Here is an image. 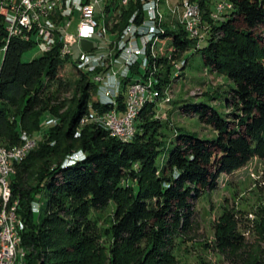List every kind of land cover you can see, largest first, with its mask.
<instances>
[{"label":"trees","instance_id":"obj_1","mask_svg":"<svg viewBox=\"0 0 264 264\" xmlns=\"http://www.w3.org/2000/svg\"><path fill=\"white\" fill-rule=\"evenodd\" d=\"M160 1L156 29L146 47L143 67L148 65L147 74L140 70L145 78L154 64L155 58L151 61L149 57L157 42L170 39L174 51H186L197 43L182 26L174 30L167 28V21L161 23ZM199 1L204 20L213 21L211 8L205 9L207 0ZM228 1L232 9L215 21L207 42L198 48L207 68L235 84L225 99L226 116L205 103L182 107L185 114L198 116L214 129L216 135L212 138L179 129L166 145L160 132L164 123L150 117L155 102L148 100L138 115L131 140L110 137L105 129L96 126L86 129L77 139L75 133L84 114L92 109L124 110L125 93H119L116 105L92 97L98 84L82 72L76 61L75 89L82 97L72 114L64 110L66 102L61 93L73 90L75 83L59 75L71 56L61 57L55 48L24 62L22 55L32 44L20 38L9 41L0 63V147L11 150L23 145L24 134L40 129L43 110L59 117V122L51 125L47 139L36 143L23 160L15 162L8 204L0 196V217L17 203L16 216L22 222L19 247L24 253L18 262L176 264L175 238L192 229L195 201L215 190L223 174L242 169L254 158H264V0ZM104 10L108 26L115 15V0L107 1ZM136 10L141 12V0L119 7L117 27L134 22ZM5 36L0 16V50ZM140 64L131 65L132 72L138 73ZM170 69L166 65L160 71L164 77L157 75L152 84L156 95L162 96ZM127 80L133 81L130 75ZM51 83L57 85L55 92L49 89ZM78 148L85 155L66 163L65 159ZM36 194L43 195L38 212L34 209ZM110 202L115 204L113 221L101 228L92 217L93 210L103 209ZM259 214L263 219L256 226L260 239L256 245L239 231L232 213H225L217 223L215 246L234 264H264V207ZM108 239L111 244L107 247Z\"/></svg>","mask_w":264,"mask_h":264},{"label":"rangeland","instance_id":"obj_2","mask_svg":"<svg viewBox=\"0 0 264 264\" xmlns=\"http://www.w3.org/2000/svg\"><path fill=\"white\" fill-rule=\"evenodd\" d=\"M192 1L199 5V7H197L196 19L200 20L201 18L202 21L201 28L197 26V38L194 39L195 41L199 39V42L186 51H174V46L171 45L170 39L157 42L154 48L151 49L153 53H151V57H149L151 61L152 58H155L153 61L154 64L149 66L150 71L147 80H141V84L144 88L151 89L152 84L156 81L157 75L164 77L165 74L160 73V71L165 70L166 65L171 68L169 81L163 88L162 96L156 95L150 89L149 91H145V98L147 97L146 99L155 102L154 113H150V117L162 120L164 123L160 132L162 133V139L166 141V145L171 142L179 129L188 130L203 138L214 137L216 132L211 126L202 123L196 115L185 114L182 107L186 104L205 103L214 106L223 116H226L228 108L225 99L235 86L225 75L207 68L203 63L202 55L198 49L201 44L207 42V37H209L211 27L215 21L232 9V7H226L224 9L221 7L222 4L230 2L228 0H207L205 9L211 8L210 16L213 20L210 22L205 21L203 18V9L200 1ZM160 2L162 11L160 16V18H162L161 23L163 24L167 21L168 29H178L179 25L184 28L180 17L184 13L181 0H170L169 5L167 0H161ZM152 12L153 11H150V14ZM216 12H219L218 16L213 15ZM120 16H117V24ZM110 24L108 23V26H110ZM129 24L119 28V33L116 34L117 45L113 43L110 47H107V57L109 60H115L117 59L116 57L120 55V43L126 40V38L124 39V35L126 34V26ZM160 29H162V26ZM99 46L105 47L104 44H100ZM90 47L91 49L99 48L93 43L85 42L81 45L80 49L89 51ZM78 49L79 46L76 45L74 47L76 54L72 56L70 60L67 59L65 66L60 71L59 75L63 80L74 83L78 81L77 67L75 66ZM3 55V50H0V63L3 59ZM41 55L42 53L39 48L33 46L23 53L22 60L28 62ZM163 61H167L168 63H163ZM122 66V64L116 63L108 64L106 67L112 71V68L121 69ZM147 66L148 65H146V67ZM146 67L140 66L141 72H145ZM82 72L88 74L91 78L92 75L95 74V71L85 72L82 70ZM129 75L132 77L133 81L127 80V77L123 78L119 75L118 87L120 88H118L119 90L116 93H125L126 99L130 89H134L132 84H136V82L139 83V78H141L140 74L132 72V70L131 73L129 72ZM92 80L95 81L94 79ZM95 83L98 84L96 92L94 93V91H92L91 95L92 97H99L101 101L100 87L102 84L100 80L98 82L95 81ZM75 86L76 83L73 90L61 93V99L66 102L64 110L71 111L72 114L75 112L77 100L82 97L81 93L75 89ZM49 89L55 92L57 90L56 83H51ZM139 92L143 93L141 90ZM110 98L113 99V97ZM92 105V102H90L89 107H92ZM143 107L140 108V112ZM93 113L96 115H103L105 112L93 110ZM69 121L70 119H68L66 123ZM56 122H59L58 116H54L49 110H43L41 112L40 129L31 134H24L25 140L33 142L32 149L36 147V143L42 139H47L51 125ZM93 126L105 129L110 137H116L111 134L101 121L98 119H91L89 113H86L80 118L75 138H80L86 129ZM85 153L86 152L82 150V148H78L72 152L70 156L78 155V157L82 158ZM70 156L65 159L66 163ZM129 182L130 181L126 183ZM36 199L34 209L38 212L43 200V195L36 194ZM263 207L264 158H254L242 169L232 174H223L220 178L219 186L215 190L207 191L195 201L196 216L192 229L185 234L179 233L175 238L174 250L177 258L176 264H234L230 258L222 254L215 246L214 237L217 223L225 213L230 212L238 220L239 231L245 235L247 240L252 244H259L260 239L256 226L262 223L263 216L259 213ZM114 214L115 204L110 202V204L103 209L93 210L92 217L98 221V225L101 228H105L113 221ZM105 242L107 247L110 246L111 242L109 239ZM21 254L24 255V253L19 250V255L15 264H22L18 262V259L20 257L22 258Z\"/></svg>","mask_w":264,"mask_h":264},{"label":"built area","instance_id":"obj_3","mask_svg":"<svg viewBox=\"0 0 264 264\" xmlns=\"http://www.w3.org/2000/svg\"><path fill=\"white\" fill-rule=\"evenodd\" d=\"M168 1V5L170 0ZM132 0H115V15L111 17L110 26H103L101 20V11L104 8L105 0H0V16L5 25V45L13 38H20L26 42L37 46L42 54L52 52L55 48L59 51H66L71 56L76 54L74 47L79 46L76 60L85 64L87 72L95 71L91 79H100L103 88V99L106 97H119V94H112V87L118 85L119 75L127 74L129 60L132 57H140V48L145 37L152 31H155L152 17H149V4L151 0H141L142 12L136 10V18L133 25L126 28V43L124 51H120L116 60H109L107 57V47L113 43L117 45L116 34L119 33V24H117V15L119 7L129 6ZM184 7V13L181 17L183 26L190 38H197V26L201 25V20L196 19L197 7L199 5L192 0H181ZM221 6V5H220ZM221 7H232L231 3L222 4ZM56 9H64V26H56ZM222 9V10H223ZM218 16L219 12L213 14ZM212 15V16H213ZM58 33H65V42L63 47H56ZM85 42L93 43L99 48L90 50L80 49ZM199 42V39H197ZM100 44L104 46L100 47ZM122 64V68H112V71L106 67L108 64ZM143 63L141 58V64ZM140 64V65H141ZM140 65L137 66L138 74L141 75ZM140 72V73H139ZM147 74V72H143ZM141 80L147 78L141 75L139 83L134 84L133 96H127L125 109L118 107L103 115H96L93 109L89 113L91 119H98L105 127L113 133H121V140L128 139V135H134L135 123H131V111L139 102V99L145 95L149 88L141 87ZM143 93H140L139 91ZM101 100V101H102ZM32 148L28 143L27 149L9 151L15 152V161H5L4 155L0 153V179H7L11 188V176L15 170V162H19L24 156L28 155ZM5 222H0V232L4 233ZM22 222L16 217L15 231L11 233L7 253L2 258V264H12L13 250L20 249L21 236L20 230Z\"/></svg>","mask_w":264,"mask_h":264},{"label":"bare ground","instance_id":"obj_4","mask_svg":"<svg viewBox=\"0 0 264 264\" xmlns=\"http://www.w3.org/2000/svg\"><path fill=\"white\" fill-rule=\"evenodd\" d=\"M42 1H54V0H42ZM107 1L109 2L110 0H105V3ZM123 7H126V6H123ZM150 11H153V12L150 14ZM156 12H157V1L151 0V2L149 4V17H152V23L154 24V27H155V24H156ZM107 15H108V13L103 8L102 11H101V20H102V25L103 26H106ZM56 17H57V19H56V26H64V20H65V11H64V9H56ZM133 23L134 22H131L129 25H133ZM129 25H128V27H129ZM155 29H156V27H155ZM154 32L155 31H152L150 34H148L145 37V39L143 40V43L141 45V48H140V57H132V59L129 60V67H131V65H133L135 63H138V62L141 63V58H142V61H143L142 66H145V64H146V47H147V42H148L149 38L152 36V34ZM125 38L126 37L124 35V39ZM64 42H65V33H58V39H56V47H63L64 46ZM125 43H126V40H123L120 43L121 51H124ZM118 51H119V49H118ZM59 52H60L61 57L70 56L68 54V52H66V51H59ZM117 57H119V56H117ZM77 63H78V65H79L80 68H82L85 72L87 71V68H86L85 64H81L79 61H77ZM130 70H131V68H129L128 71H127V74L123 75L122 77L123 78L128 77L129 76V72H131ZM94 80L96 82H98L100 79H94ZM137 83L138 82H136V84ZM118 86H119V84L118 85H114L112 87V94H116L118 92V90H119L118 88H120ZM132 86L134 87V84H132ZM141 87L144 88V86L142 84H141ZM100 92H101L100 95L103 98V88H102V86L100 87ZM128 93H129L128 96H133L134 89L131 88ZM146 98H145V95L142 96V98L139 99V102L137 104V107H135L131 111V123H135L134 135H135V132H136V129H137L136 128L137 127L136 121H137V118H138V115H139V112H140V108L143 107V105L145 104V102L148 100ZM104 100L105 101H108V102H111L114 105H116V97H113V99L110 98V97H106V99H104ZM114 109H116V108H113L112 110H114ZM110 111H105V113L110 112ZM113 135L114 136H117L119 139H121V133H113ZM134 135H128V139H123V141L131 140V138ZM28 143H30V147L32 148L33 142L26 140L23 145H21L20 147L15 148L14 150L27 149L28 148ZM0 153H1V155H4V160L5 161H15V152L14 151H9L7 149H4V148L0 147ZM26 156H24V158ZM74 158H77V157L70 156L69 160L70 159H74ZM23 159H21V160H23ZM14 173H15V170L12 172V174H14ZM11 195H12V191H11L10 185L7 182V179H0V196L4 200L5 205L8 204V202H9V200L11 198ZM16 208H17V203H15L11 207V210H9V211L4 210L3 213H2V215H1V217H0V222L1 221H4L5 222V225H4V233L3 232H0V264H2V258L7 253L8 246H9V239H6V237H11V233H13L15 231L16 217H17L16 216ZM18 255H19V250H13L12 264H15V262H16V260L18 258ZM21 255L23 257V254H21Z\"/></svg>","mask_w":264,"mask_h":264},{"label":"water","instance_id":"obj_5","mask_svg":"<svg viewBox=\"0 0 264 264\" xmlns=\"http://www.w3.org/2000/svg\"><path fill=\"white\" fill-rule=\"evenodd\" d=\"M74 157H78V155H75ZM70 158V157H69Z\"/></svg>","mask_w":264,"mask_h":264}]
</instances>
